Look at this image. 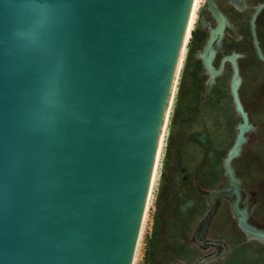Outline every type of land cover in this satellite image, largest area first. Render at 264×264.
I'll return each instance as SVG.
<instances>
[{"label": "water", "instance_id": "obj_1", "mask_svg": "<svg viewBox=\"0 0 264 264\" xmlns=\"http://www.w3.org/2000/svg\"><path fill=\"white\" fill-rule=\"evenodd\" d=\"M195 1L0 0V264H132Z\"/></svg>", "mask_w": 264, "mask_h": 264}, {"label": "rangeland", "instance_id": "obj_2", "mask_svg": "<svg viewBox=\"0 0 264 264\" xmlns=\"http://www.w3.org/2000/svg\"><path fill=\"white\" fill-rule=\"evenodd\" d=\"M152 189L132 264H264V0L198 1Z\"/></svg>", "mask_w": 264, "mask_h": 264}, {"label": "bare ground", "instance_id": "obj_3", "mask_svg": "<svg viewBox=\"0 0 264 264\" xmlns=\"http://www.w3.org/2000/svg\"><path fill=\"white\" fill-rule=\"evenodd\" d=\"M198 1L199 0H196L195 1V6H194L193 14H192V17H191L189 29H188L187 36H186V40H185V46H186V43H187V39L189 38V34H190V30L192 28L193 22H194V15H195V11H196L197 6H198ZM185 46H184V49L182 51V55H181V58H180V62H179V66H178V70H177V74H176V78H175L173 90H172V95H171V99H170L169 108H170V105H171V100L173 98V93H174V90H175V85H176L177 77H178V74H179L180 66H181V63H182V60H183V55L185 53ZM169 108H168V112H167L165 126H166L167 118H168V115H169ZM165 126H164L163 135H162V139H161V143H160V148H159V152H158V157H157V161H156V165H155V169H154V173H153V177H152V181H151V185H150V189H149V193H148V200L150 198L151 189H152L153 182H154V179H155V176H156V170H157V165H158V161H159V157H160V153H161V147H162V142H163V137H164V132H165ZM148 200H147V203H148Z\"/></svg>", "mask_w": 264, "mask_h": 264}, {"label": "flooded vegetation", "instance_id": "obj_4", "mask_svg": "<svg viewBox=\"0 0 264 264\" xmlns=\"http://www.w3.org/2000/svg\"><path fill=\"white\" fill-rule=\"evenodd\" d=\"M194 200V199H193ZM194 202L196 203V201L194 200Z\"/></svg>", "mask_w": 264, "mask_h": 264}]
</instances>
